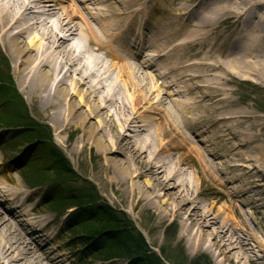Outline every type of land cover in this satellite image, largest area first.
<instances>
[{"label":"bare ground","instance_id":"obj_1","mask_svg":"<svg viewBox=\"0 0 264 264\" xmlns=\"http://www.w3.org/2000/svg\"><path fill=\"white\" fill-rule=\"evenodd\" d=\"M69 1L0 0V34L21 91L55 133L74 136L70 153L95 147L101 158L93 177L112 187L114 201L153 206L160 222L178 220V238L193 253L214 247L227 264H264V242L233 213L238 196L264 185V116L232 88L247 82L264 97V0H171L154 27L144 22L155 30L148 47L164 49L157 68L153 57L136 59L146 36L135 15L146 14L147 0L60 4ZM23 188L18 177L6 198L19 202ZM206 192L226 203L203 204ZM241 202L264 230V197ZM0 207V264H61L36 247L37 238L51 237L47 213L26 210L39 216L24 225ZM211 235L221 243H209Z\"/></svg>","mask_w":264,"mask_h":264},{"label":"rangeland","instance_id":"obj_2","mask_svg":"<svg viewBox=\"0 0 264 264\" xmlns=\"http://www.w3.org/2000/svg\"><path fill=\"white\" fill-rule=\"evenodd\" d=\"M160 1H162L160 6L164 11L171 0ZM149 6L148 9H150ZM158 16L163 18V12L161 11ZM185 20L184 18L183 22ZM156 61L160 63V60ZM232 88L236 90L238 99L240 96L251 98L248 102L239 100L241 103H248L255 114L264 116V97L253 91L250 83L242 82ZM0 89L4 90V93L0 90V202L2 208L12 212L18 223L24 225L28 220L24 213L30 208L47 213L51 217L52 223L45 227L46 231L52 232L51 237L44 240L37 238L36 235L37 248L39 245L46 247L61 264H161L156 259V254L163 260L166 259L167 264H227L222 256L217 254L214 247L212 251L216 254L212 251L193 253L188 241L185 238H178L180 222L171 218L160 222L156 217L155 207L150 206L143 209L136 205L132 208L124 202L114 201L115 195L112 187L109 184L102 185L93 177L97 168V159L99 163L101 158L95 147L85 149L83 154L70 153V144L74 136H69L67 133L59 136L57 132L55 133L51 122L39 112L36 106L31 104L28 97L21 91L14 63L8 55L1 34ZM74 99L77 101V97ZM23 116H26L25 119ZM92 121L91 119L90 122ZM75 134L77 135L78 132ZM199 138L200 136H196L195 139ZM80 149L78 148V151ZM59 158L64 161L61 171L67 173L68 176L63 174L64 178L50 187L35 186L36 183H41L43 180L45 182L46 179L47 181L48 179L49 181L55 180L53 179L54 173L60 164L59 160H56ZM40 172L47 173V176H39ZM239 173L233 172L231 176H237ZM18 177L24 186L23 195L17 198L19 202L9 201L6 194L13 188V182L18 180ZM228 183L231 186L240 185L237 181L234 183L228 181ZM261 191H264V185L254 191L256 195L241 194L238 196L240 199L233 213L239 215L241 212L250 231L264 242V230L257 222V217L260 215L255 214L246 203L241 202L243 199L251 198L260 200L261 196L264 197V192L259 194ZM25 196L28 198L24 205L16 209V205H19ZM61 197L71 199V203L61 201L64 199ZM49 199L52 200L51 208ZM200 200L203 204L215 202L216 207L220 208L226 203L225 199H220L217 194L207 192L200 196ZM90 212L92 213L89 215ZM103 214L116 219L115 227L106 225L100 220ZM33 215L37 217L39 213L34 212ZM262 220H264V214ZM212 228L209 225L205 229L210 231ZM114 229L118 233H115ZM85 230L92 233H85ZM109 233L115 234L112 237L113 240L108 241L107 237L105 241L104 239L102 241V237ZM208 239L209 243H221L217 235H211ZM103 243H108L113 249L112 252L108 250H106L108 252L105 250L94 252L91 248ZM249 243L251 246L254 245L252 241ZM118 244L127 245L128 249L121 252ZM147 250L152 256H147ZM254 253L259 254L257 249H254Z\"/></svg>","mask_w":264,"mask_h":264},{"label":"trees","instance_id":"obj_3","mask_svg":"<svg viewBox=\"0 0 264 264\" xmlns=\"http://www.w3.org/2000/svg\"><path fill=\"white\" fill-rule=\"evenodd\" d=\"M59 160V162H60V164L58 165V167H56V170H55V175H54V177H55V179H58V180H60V179H62V178H64V175L63 174H65V176L67 177L68 175H67V173H64V172H62L61 170H62V163L64 162L63 161V159H61V158H59V159H57L56 161H58ZM56 163V162H55ZM39 176H41V177H44V176H47V173H39ZM46 178V177H45ZM100 220L101 221H103L106 225H111V226H113V227H115V225L117 224V221H116V219L115 218H111V217H109L108 215H104L103 214V216L100 218ZM84 225H86V223L84 224ZM111 226H109V227H111ZM107 228V227H106ZM109 229V228H108ZM97 230V229H96ZM96 230H93V231H96ZM98 232H99V230H97ZM114 231H115V233H118L117 232V230H115L114 229ZM124 232H128L127 230H123ZM85 233H92V232H90V231H88V230H85ZM96 233V232H95ZM126 235V234H125ZM115 236V234H112V233H109V234H107L106 236H103L104 237V241L106 240V238L108 237V241H109V239H110V241H111V239L113 240V238L112 237H114ZM119 236V235H118ZM120 246V244H118V247ZM119 249L120 250H122L121 252H125L126 251V249H128V247H127V245H122V246H120L119 247ZM101 250H108V251H111L112 252V248L110 247V245H108V243H103L100 247H98V248H96L95 249V252H98V251H101ZM108 251H106V252H108ZM147 252H149V250H147ZM150 253V252H149ZM119 254V253H118ZM111 256L112 257H114V255H112V253H111ZM190 264V263H189Z\"/></svg>","mask_w":264,"mask_h":264},{"label":"snow or ice","instance_id":"obj_4","mask_svg":"<svg viewBox=\"0 0 264 264\" xmlns=\"http://www.w3.org/2000/svg\"><path fill=\"white\" fill-rule=\"evenodd\" d=\"M201 2L206 4V5H210L211 3H215L216 0H201Z\"/></svg>","mask_w":264,"mask_h":264}]
</instances>
